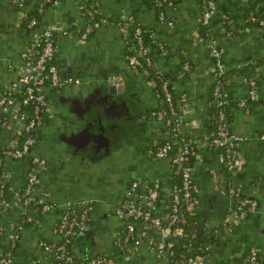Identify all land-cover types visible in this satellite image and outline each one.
I'll return each instance as SVG.
<instances>
[{"label":"crops","instance_id":"crops-1","mask_svg":"<svg viewBox=\"0 0 264 264\" xmlns=\"http://www.w3.org/2000/svg\"><path fill=\"white\" fill-rule=\"evenodd\" d=\"M15 1L0 0V94L17 76L21 54L36 31L50 24H60L71 27L75 33L56 36L60 76L64 80L71 78V81L66 80L61 87L47 90L50 103L57 95L60 98L57 104H50L49 112L34 134L33 150L47 162L40 171V182L34 195L46 194L52 206L36 216V221L23 223L27 208L15 195L25 184L28 160L27 157L4 154L0 169V250L10 252L13 264H56L53 253L45 250L41 241L59 239L55 226L67 207L79 208L90 203L89 228L81 231L84 232L82 235L78 233L70 246L76 259L102 254L115 264H163V260L150 250L157 235L150 234L138 244L128 245L132 250L127 251L129 247L120 243L125 221L116 211L133 179L142 184L156 180L166 183L173 175L169 158L150 154L170 133L163 122L150 114L158 108L153 86L129 67L127 55L131 49L115 22L100 23L85 39L80 37L88 24L80 0H60L55 4L23 0V10H38L39 23L35 28L18 19L19 8ZM91 2L107 17L117 20L132 16L140 26L153 31L164 41L163 48L156 43L151 47L153 59L167 77L174 94L185 96L186 107L178 132L191 142L207 139L213 134L210 109L214 77L209 45L214 43L223 48L222 59L226 66L223 89L231 105L228 122L232 132L243 138L236 144L232 168L219 159L218 148L196 145L190 170L198 189L190 208L197 215V223L199 219L204 222L200 230H211L229 217L234 201L226 192L227 187L239 188L256 201V208L241 217L231 230L215 235L207 264H244L246 250L252 247L257 249L259 260L264 261V137L261 138L264 134V24L248 19L251 16L264 19V0H215L217 9L207 22L201 19L203 0H172L165 21L159 20L151 0ZM83 55L85 62L101 64L106 61L115 71L111 78H123L140 106L135 123H129L131 129L117 138L111 135L109 118L103 117L96 108V138L98 142H105L104 145L111 143L110 149L100 157H93L94 152L85 149L74 153L75 147L63 139L69 134L66 129L73 126L69 119L70 96L75 98L79 88H85L84 96L94 87V84H87L98 81L91 67L82 71L81 74L86 75L76 79L70 71L64 77L61 75L62 68L68 63L76 64L77 57ZM184 61L189 64L188 70L183 68ZM99 70L100 67L96 71L99 73ZM243 75L256 76V99L246 97ZM243 98L246 102L242 106L239 101ZM8 138V130L0 126V148L7 144ZM83 138L81 136L80 140ZM110 138L116 139L110 141ZM60 144L65 149L55 147ZM64 150L67 153L63 160L59 151ZM18 224L23 225L18 237L12 239L10 235ZM135 226L139 228L140 223L136 221ZM169 237L177 238L178 235L169 234Z\"/></svg>","mask_w":264,"mask_h":264},{"label":"built area","instance_id":"built-area-1","mask_svg":"<svg viewBox=\"0 0 264 264\" xmlns=\"http://www.w3.org/2000/svg\"><path fill=\"white\" fill-rule=\"evenodd\" d=\"M23 0H17L18 19L21 21L25 17V11L22 6ZM60 0H39L40 3H58ZM82 7H89L86 11L88 24L80 34L85 39L94 27L100 23L115 22L126 42L129 44L131 52L127 55L128 65L135 73L141 74L146 82L153 86L158 99V108L150 114L157 120L164 123L170 130L169 136L163 144L150 151V154L157 158H169L173 166V174L181 175V186L174 185L169 189L172 191L170 197V207L167 213L163 211L156 214L153 206L158 195L159 182L153 181L147 184H140L139 180L133 179L126 188L124 197L117 214L124 220L123 230L125 232L124 244L134 246L142 238L148 235H157L150 245L152 253L163 260V264H170L168 251L166 247L172 245L176 238L169 237V234L180 235V230L174 225L183 222L184 217L180 212L182 200L189 201L190 205L195 199L197 185L192 179L188 154L190 146L188 139L178 132L181 117L185 110V96L183 94L175 95L173 87L169 84L167 77L157 67L154 59L148 54L149 43H144L143 32H148L149 37L160 48L164 47V41L160 39L153 31H147L140 26L132 16H124L116 21H110L107 16L97 15L99 12L96 7L90 3L86 5L83 0ZM152 6L158 14L160 21L167 20V11L172 7V0H152ZM215 0H203L202 3V22H207L211 15L216 11ZM248 19L256 20L251 16ZM262 21V20H261ZM37 19L29 18L27 25L35 28ZM172 23L171 20L168 21ZM38 27V25H37ZM75 33L71 27L60 24H50L36 31L30 40L27 48L23 50L21 64L18 68L17 76L0 94V126L5 127L9 132L7 144L0 148V169H2L4 154H9L15 158H28V169L26 173L25 184L15 197L21 200L27 208L28 214L23 217V223L36 221V216L46 212L52 203L46 194L34 195V191L40 182V171L46 167V159L33 150L34 134L36 129L42 124L44 116L50 110L47 90L61 87L66 80L60 76V70L56 61V36L72 35ZM230 33V32H228ZM79 35V34H78ZM39 46V48H35ZM209 54L212 58V75L214 77L213 105L217 107L216 129L211 138L200 140L196 143L216 147L219 150V159L228 167L232 168L235 162V147L238 141L243 137L232 132L228 127V121L225 114V103L227 95L223 89V81L226 73V66L223 62V48L214 43L209 45ZM183 68L188 70L189 64L184 61ZM243 81L247 85V98H257V80L254 75H243ZM245 98L239 101V105H244ZM168 136V138H169ZM264 134L261 135V138ZM170 141L179 143L177 151L170 150ZM226 192L233 197V205L229 217L225 219L220 226L211 231L217 235L224 231H229L232 226L250 211L256 208V201L241 192L237 187L229 186ZM34 205H39L38 208ZM92 204L86 203L79 208L67 207L63 213L62 219L55 226V232L58 234L57 241H41V245L47 251H51L56 258V264H115L114 261L105 255L98 254L94 256L84 255L76 259L70 246L73 238L80 232L89 228L91 218ZM140 223L136 228L135 222ZM23 225V224H22ZM16 225L10 237L16 239L22 227ZM2 227L0 226V233ZM177 237V238H178ZM211 243H207L205 248H209ZM129 247L127 251L132 250ZM208 254L201 255L196 261H189V264H207ZM249 264H259L257 249L250 248L247 257ZM0 264H13L10 258V252L0 250Z\"/></svg>","mask_w":264,"mask_h":264},{"label":"water","instance_id":"water-1","mask_svg":"<svg viewBox=\"0 0 264 264\" xmlns=\"http://www.w3.org/2000/svg\"><path fill=\"white\" fill-rule=\"evenodd\" d=\"M85 57L78 56L76 64L73 62V65L71 63H68V66L61 70V75L64 77L67 72L70 71L72 77L76 79L77 77H81L86 74H81L82 71H85L84 69H87L91 67L92 72L98 77V81L96 84H94V87L91 88L90 92H87L84 96L82 95L84 93V88H80L76 92V100L75 98H71L73 100L72 106L69 108L71 109V117L69 118L71 120L70 123L73 124L70 125V128L66 129V133L69 132L68 136H65L63 139L65 142H68L69 144H72L75 148L72 150L74 153H78L82 149L86 150L87 152L93 151V147H89V141L91 139H95V129L98 127V122L94 120L95 111H91L90 115L82 112L81 109L82 106H84V111H86L88 105V101L90 100L91 96H94L93 94L96 93L98 98V112H101V115L105 118H109L108 120H114L116 124L118 123V127L121 126L120 122H122V117H132L134 120L138 118V114L140 112V106L139 101L134 98V94L130 92L125 83L123 78H111V73H115L114 69L112 67H108V63L106 64L104 61L103 63L99 64L98 62H85ZM101 68L99 70L100 72L96 71L98 68ZM111 68V69H110ZM113 71V72H112ZM85 73V72H84ZM86 81V79H84ZM83 83L82 85H84ZM83 87V86H81ZM102 97L105 99L104 102L102 101ZM96 98V97H95ZM85 106L86 109H85ZM91 107V106H90ZM90 109V108H89ZM143 113V112H142ZM141 115V114H140ZM126 125V124H125ZM127 129V127H126ZM116 134V133H115ZM114 134V135H115ZM81 136L85 137V139L80 140ZM119 136V133L117 134L116 138ZM115 137V136H114ZM115 138V139H116ZM96 140L99 141L98 138ZM55 147L60 149H65L61 144L55 145ZM92 149V150H91ZM66 150L59 151L62 159L64 160V153ZM77 155V154H76ZM28 160V158H26ZM203 221L199 219V222L197 223V230L200 232ZM89 232H87L88 234ZM79 234H84V232H79ZM81 250V249H80ZM244 255V254H243Z\"/></svg>","mask_w":264,"mask_h":264},{"label":"trees","instance_id":"trees-1","mask_svg":"<svg viewBox=\"0 0 264 264\" xmlns=\"http://www.w3.org/2000/svg\"><path fill=\"white\" fill-rule=\"evenodd\" d=\"M36 2L39 3V0H37ZM83 2L86 5L92 3L91 0H83ZM151 6H152V0H151ZM89 7L91 8V6L82 7L83 11L88 10ZM24 11H25V17L22 21H24L26 23V22H28L29 18L35 17L37 19V22H36V24H34V26H37L39 23V13L37 12L38 10L32 9V10H24ZM85 13H86V11H85ZM97 15H99V12H97ZM101 15H103V14H101ZM107 18H109L110 21H113V20L116 21V19H114L112 17H107ZM251 22L252 23L256 22L258 24L260 22H262V24H264V19L260 18V17L259 18L256 17V20L251 21ZM143 41L145 44L150 42L148 54L153 58L151 47L154 45L155 42L151 40L148 32H146V33L143 32ZM35 48L38 49L39 46H36ZM230 106H231L230 102L227 99V102L225 103V108H224L227 121H229L228 120V112H229ZM210 110H211V114L213 116V120L211 119L212 122L210 124V129H212L211 130L213 132L212 135H214L215 129H216L215 116L217 114V107L212 105ZM228 127L230 128L229 122H228ZM212 135H211V137H212ZM211 137H209V138H211ZM167 139L172 140L171 136H169V138L167 137V138L163 139L159 145L163 144ZM186 140H187V138H186ZM196 143L197 142H191V141L188 142V144L190 146V152L188 154V162H190V163H192V161L194 160L195 154H196V150H197ZM179 146L180 145H179L178 141H176V142L170 141L169 147H170V150L172 152L177 151ZM158 182H159L158 195L156 198V202L153 206V211L156 214H160L159 212L163 211V214H165L168 212L169 207H170L169 202H170V197H171L172 191H169V189L171 187H173L174 185L181 186V182H182L181 175L178 173H174L172 175L170 181H168L166 183H162L161 181H158ZM2 184H3V182H2ZM140 184H142V183H140ZM38 206L39 205H34V207H36V208H38ZM180 212L182 213V215L184 217V221L174 224L180 230V235L178 238H176L172 241V245L170 247H166V249L168 251V257L170 259V264H189L188 262L189 261L191 262V260L196 261L201 255L209 253V248H205V245L207 243H212L214 241V239L216 238L215 235L211 231L212 229L207 230V231L204 230L201 232L197 231V215L193 210H191V208H189V201L182 200ZM28 213L29 212H27V211L24 212L23 217ZM120 236H121L120 243L124 244L125 242L123 241L124 240L123 238L125 236V232L121 231ZM4 251H6V250H4ZM249 251L246 250L247 255L244 259V264H249V261L247 260V257L249 255ZM259 264H264V261H259Z\"/></svg>","mask_w":264,"mask_h":264},{"label":"flooded vegetation","instance_id":"flooded-vegetation-1","mask_svg":"<svg viewBox=\"0 0 264 264\" xmlns=\"http://www.w3.org/2000/svg\"><path fill=\"white\" fill-rule=\"evenodd\" d=\"M93 84H95L93 81H91V82H89L87 85L88 86H91V85H93ZM80 89V88H79ZM85 89V88H84ZM83 95V94H82ZM94 96H91V98H89L90 100L88 101V107L87 106H85V109H86V107H87V109H86V111H84V106H82V112H84V113H86V114H89L90 115V112L91 111H95L96 112V108L98 109V104H97V102H98V98H97V95H96V93L95 94H93ZM70 97H72V98H74V95L73 96H70ZM96 97V98H95ZM60 98V97H59ZM58 95H57V99L54 101V100H52L51 99V103H53L54 104V102H55V104H57L56 102H58ZM74 100H76V98L74 99ZM104 98L102 97V101L104 102ZM69 101V102H68ZM67 102H68V105L71 107L72 106V104H73V100L72 99H69ZM50 103V101H49V104H51ZM52 105V104H51ZM91 106V107H90ZM90 108V109H89ZM109 121V120H108ZM110 122V124H111V126H110V131H111V135H114L115 133V135L114 136H117V134L119 133V135L122 133H124V132H128L130 129H131V127H130V125H129V123L131 124V123H135L134 122V118H133V116L130 118V117H127V116H123L122 117V122H120V124H121V126H119L118 127V123L116 124V122L114 121V120H111V121H109ZM126 124V125H125ZM126 127H127V129H126ZM111 140L110 141H112V140H114L115 138H110ZM104 143L105 142H98V140H96V134H95V139H91L90 141H89V145H88V148L90 147H93L92 149H93V157H100L101 155H103V154H105L109 149H110V144L111 143H109V142H107V144H105L104 145ZM101 145V146H100ZM91 149V150H92Z\"/></svg>","mask_w":264,"mask_h":264}]
</instances>
